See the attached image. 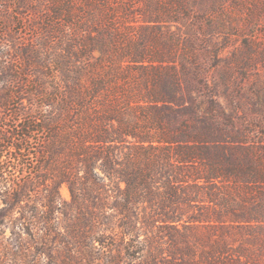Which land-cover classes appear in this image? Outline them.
Wrapping results in <instances>:
<instances>
[{
    "label": "trees",
    "instance_id": "16d2710c",
    "mask_svg": "<svg viewBox=\"0 0 264 264\" xmlns=\"http://www.w3.org/2000/svg\"><path fill=\"white\" fill-rule=\"evenodd\" d=\"M193 3L0 0V264H264V149L167 29Z\"/></svg>",
    "mask_w": 264,
    "mask_h": 264
},
{
    "label": "rangeland",
    "instance_id": "374dc122",
    "mask_svg": "<svg viewBox=\"0 0 264 264\" xmlns=\"http://www.w3.org/2000/svg\"><path fill=\"white\" fill-rule=\"evenodd\" d=\"M180 19L167 29L191 46L196 73L200 74L198 88L204 81L210 87L215 85L222 109L234 111L239 118L236 126L264 149V0H194L189 18ZM10 29L19 36L27 33L23 25ZM5 40L0 23V56ZM213 48L220 50L217 60ZM16 102L10 110L16 108ZM3 111L2 134L13 126L8 109ZM59 193L63 200H70L65 185Z\"/></svg>",
    "mask_w": 264,
    "mask_h": 264
}]
</instances>
